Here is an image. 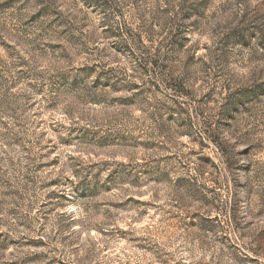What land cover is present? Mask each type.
I'll return each mask as SVG.
<instances>
[{"label": "rangeland", "instance_id": "1", "mask_svg": "<svg viewBox=\"0 0 264 264\" xmlns=\"http://www.w3.org/2000/svg\"><path fill=\"white\" fill-rule=\"evenodd\" d=\"M0 264H264V0H0Z\"/></svg>", "mask_w": 264, "mask_h": 264}]
</instances>
